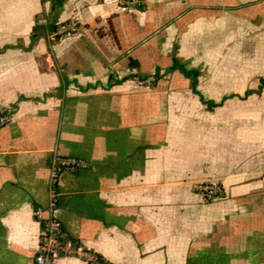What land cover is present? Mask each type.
Masks as SVG:
<instances>
[{"label":"crops","instance_id":"obj_1","mask_svg":"<svg viewBox=\"0 0 264 264\" xmlns=\"http://www.w3.org/2000/svg\"><path fill=\"white\" fill-rule=\"evenodd\" d=\"M143 2L0 0V264H36L53 153L88 163L60 175L55 209L84 249L264 264V0ZM210 181L225 195L195 188Z\"/></svg>","mask_w":264,"mask_h":264},{"label":"built area","instance_id":"obj_2","mask_svg":"<svg viewBox=\"0 0 264 264\" xmlns=\"http://www.w3.org/2000/svg\"><path fill=\"white\" fill-rule=\"evenodd\" d=\"M125 6L139 5L143 0H119ZM37 25L43 26L50 32V23L46 16L37 19ZM78 26L75 22H64L56 26L51 32L60 36L76 33ZM156 81L155 75L137 78L135 87H151ZM12 120V114L6 110H0V127ZM88 166L85 159L76 156H65L53 153L49 166V203L46 208H35L34 214L41 223V245L35 255L36 264H55L62 255L78 256L89 264H110L100 260L99 255L93 251L84 249L80 244L76 245L67 236L62 228L61 221L55 215V209L59 203L60 191L58 183L63 172H76ZM195 188L202 191L207 199H214L225 195V187L220 181H210L196 184Z\"/></svg>","mask_w":264,"mask_h":264},{"label":"trees","instance_id":"obj_3","mask_svg":"<svg viewBox=\"0 0 264 264\" xmlns=\"http://www.w3.org/2000/svg\"><path fill=\"white\" fill-rule=\"evenodd\" d=\"M136 6H139L140 8H142V7H144V2L143 3H141V4H139V5H136ZM156 82V81H155ZM205 102H207L209 105H213V104H215V103H213L212 101H208V100H204ZM69 239H71L69 236H67ZM76 245H78V243L76 242V241H74L73 239H71ZM38 253V252H37ZM36 253V254H37ZM99 255V259L100 260H105V261H107L102 255H100V254H98ZM107 262H109V261H107ZM110 264H113V263H111V262H109Z\"/></svg>","mask_w":264,"mask_h":264}]
</instances>
